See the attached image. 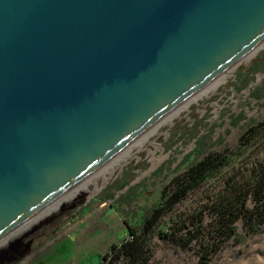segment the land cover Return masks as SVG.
<instances>
[{"label":"water","instance_id":"95a60500","mask_svg":"<svg viewBox=\"0 0 264 264\" xmlns=\"http://www.w3.org/2000/svg\"><path fill=\"white\" fill-rule=\"evenodd\" d=\"M264 39V0H0V237Z\"/></svg>","mask_w":264,"mask_h":264},{"label":"rangeland","instance_id":"374dc122","mask_svg":"<svg viewBox=\"0 0 264 264\" xmlns=\"http://www.w3.org/2000/svg\"><path fill=\"white\" fill-rule=\"evenodd\" d=\"M230 68L225 81L178 115L171 114L184 101L166 113L169 124H160L161 117L151 125L156 132L131 149L119 171H109L98 191L77 193L6 233L0 264H129L119 245L129 227L141 232L151 208L158 209L144 235L146 259L132 264H264V203L253 200L264 173V47ZM208 153L218 154L220 164L190 182L182 198L169 200L178 178ZM230 212L238 214L233 222Z\"/></svg>","mask_w":264,"mask_h":264},{"label":"bare ground","instance_id":"6f19581e","mask_svg":"<svg viewBox=\"0 0 264 264\" xmlns=\"http://www.w3.org/2000/svg\"><path fill=\"white\" fill-rule=\"evenodd\" d=\"M262 47H264V39L261 40L255 46H253L238 61H240L244 57L247 58V57H249V56L257 53L258 49L259 48H262ZM231 69L232 68H230L228 70H225V71H223V73H221L217 77L213 78L212 81L208 84V86H206V88H203V90L200 91V93L192 94L190 97H188L187 99H185L184 102H183V104H181L178 108L176 107L177 109H175L172 112L171 115H173V114L174 115H178L179 112L182 109H184V108H186L188 106V103H189L188 101H197V99L200 97V95H202V93H205V94L208 93V90L209 89L212 90L215 87H217V85L219 83L225 81L226 80V75L230 72ZM171 115H167V116L164 115L163 118H161V120H160V124H169L171 122V119H172L171 118ZM157 127H158L157 125L156 126H153L152 128H150V126H149L148 128H150V129L147 131V133L145 132L146 134H144L143 136L139 137L144 132L143 131L142 133H140L138 136H136L135 138H133L127 144L126 151L123 150V151H125L124 154H120L119 156L113 157L112 160L110 158V161L106 162V164L104 166H102V168H100V169H98L96 171L93 170L94 172L92 171L86 177H84L79 182H77L76 184H74L72 186L73 188L72 187L69 188L68 190H66L65 192H63L62 194H60L58 197H56L54 200H52L51 202H49L48 204H46L44 207H42L41 209H39L37 212H35L31 216H29L26 220H24L22 223H20L18 226H16L13 230H11V233L12 232H17V231L21 230L22 228H25L31 222L36 221L37 219H39V218L43 217L44 215L50 213L52 210L56 209L64 201L73 199L76 196L77 193L80 194V195H89V194H91V193H93L95 191H98L100 189V187L103 186L108 181V179H109L108 178L109 171L112 170L113 168H117V171H119L120 168L122 167L121 165L130 158V156H129L128 153L131 151V149L132 148H136V147H140L141 144H143L145 141H147V137H149L151 134H153V133L156 132ZM59 197H61V198L58 199ZM9 233L10 232H8V234ZM8 234H5L4 236L0 237V240H2L3 238H5L6 235H8Z\"/></svg>","mask_w":264,"mask_h":264},{"label":"trees","instance_id":"16d2710c","mask_svg":"<svg viewBox=\"0 0 264 264\" xmlns=\"http://www.w3.org/2000/svg\"><path fill=\"white\" fill-rule=\"evenodd\" d=\"M221 162V158L218 154L208 153L204 157H202L199 161L193 163L188 171L189 173L183 174L178 180L175 182L174 190L169 194L168 199L172 202L179 200L185 194L190 182H196L199 180V177L204 172L210 168L216 167ZM264 173L259 177V182H257V187L253 191V200L255 204L262 205L264 203ZM261 181V182H260ZM254 183V184H255ZM107 196V195H106ZM158 209V208H157ZM156 208L148 209L145 214L142 216V222L140 225L141 232H138V228L132 229L129 227V237L124 239L119 245V253L123 256L129 258V264L137 262L138 260H145L146 255L144 254V246H145V238L144 235L150 230L153 223L157 219V211ZM230 217L229 222H233L238 214ZM225 215V211L222 212V217ZM224 238H230V234H224ZM206 253H204L201 257L203 259L206 258ZM204 261L201 260L200 264H203Z\"/></svg>","mask_w":264,"mask_h":264}]
</instances>
